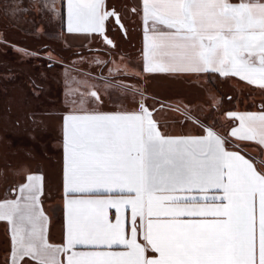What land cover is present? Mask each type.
<instances>
[{"label": "snow or ice", "instance_id": "obj_1", "mask_svg": "<svg viewBox=\"0 0 264 264\" xmlns=\"http://www.w3.org/2000/svg\"><path fill=\"white\" fill-rule=\"evenodd\" d=\"M66 8L68 32L115 47L107 21L124 26L107 0ZM140 13L144 73H216L264 89V0H142ZM83 95L63 118V243L47 236L44 176L29 173L15 199L0 200L8 264H264V160L230 150L212 126L164 134L143 95L137 110L113 112ZM226 116L238 121L229 137L264 149V109Z\"/></svg>", "mask_w": 264, "mask_h": 264}, {"label": "crops", "instance_id": "obj_2", "mask_svg": "<svg viewBox=\"0 0 264 264\" xmlns=\"http://www.w3.org/2000/svg\"><path fill=\"white\" fill-rule=\"evenodd\" d=\"M67 0H64V17L62 37L55 38L56 49L65 50L67 54L75 52L84 54L105 53L110 60H83L80 68L74 67L71 72L63 74L68 80L91 81L93 79L114 78L109 76L106 67L113 58L120 60V56L140 71L129 79L141 90H123L119 93L109 90L112 97L102 95L100 101L91 100L89 109L113 112L120 110H137L141 95L145 104L154 110V118L158 121L160 130L171 136L203 135V128L186 131L185 126H212L229 141L230 150H239L248 158H255V162L264 160V149L255 142H240L230 139L229 128L238 121L224 117L227 112H259L264 109V89L242 81L238 77H221L216 73L199 74H167L143 72L144 25L140 8L142 0H107L109 9L114 8L124 23V33L113 19L107 21V36L114 41L115 47L108 45L100 34L70 33L67 31ZM137 11H132V9ZM130 31L131 38L126 37ZM141 42L140 50L130 49L129 41ZM62 48V49H61ZM93 63L91 71L85 69ZM79 70V71H77ZM85 73L87 76H85ZM56 79V77H54ZM134 85V86H136ZM42 89H38L40 92ZM46 92V90H45ZM115 93V94H114ZM0 200L15 199L18 195L19 184L25 182L29 173L44 176V190L41 196L43 210L48 217L47 236L52 244H62L64 240L65 209L63 195V118L71 110L62 108L59 111L56 104L48 105L41 110V104L36 105L34 90L29 88L16 89L12 94L0 90ZM32 98V100L30 99ZM54 103L55 100L53 101ZM98 104L96 107L95 105ZM10 106V107H8ZM5 108V110H4ZM10 108V110H8ZM188 108L204 114L203 119L191 116ZM30 111L32 116L30 117ZM26 113V115H25ZM191 116V117H190ZM27 117H30V121ZM178 125L180 131L172 130L169 126ZM228 128V129H229ZM28 129L30 135H28ZM16 130L22 138L10 135ZM33 130H37L34 134ZM18 136V135H17ZM27 136V137H26ZM239 144V148L236 145ZM9 224L0 221V264H8L10 255Z\"/></svg>", "mask_w": 264, "mask_h": 264}, {"label": "rangeland", "instance_id": "obj_3", "mask_svg": "<svg viewBox=\"0 0 264 264\" xmlns=\"http://www.w3.org/2000/svg\"><path fill=\"white\" fill-rule=\"evenodd\" d=\"M7 9L9 10V14L12 15L14 20H19V13H17V10L23 9L24 18L20 19V24H23L27 30H34L36 27V32L43 33L41 37H55L59 38L62 37L61 29L63 26V17H64V0H5L4 1ZM20 5V6H19ZM32 5L35 6L37 13L34 14L32 12ZM18 15V16H17ZM44 30V31H43ZM26 33V32H25ZM27 34V33H26ZM62 49V48H61ZM16 50V49H14ZM64 50V49H63ZM63 50H57L54 54L49 53L46 51L48 57H51L55 62L53 63L50 68L48 66H45L41 64L39 66V69L37 72L32 69L33 66L32 62L29 61L30 66L27 65L25 62L24 68H27L26 66L30 67L31 71H26L25 73L19 77L16 78L11 75H6L4 77L5 80L2 82L0 81V90H3V92H10V89H21V87L24 89L29 88L31 90H34V96H37L35 99L36 105L41 104V110H43L48 105L53 106L56 104V108L61 111L62 108H69V109H75L80 106V100L82 98L83 94L90 93L91 91L95 90L99 93L100 97L102 95L110 96L109 90H115L119 93L123 92V90H131L134 91L141 90L139 87H141L139 84L136 85V83L129 78L136 74H141L139 70L134 68V66L128 61L126 57L120 56V60H117V58H113L111 62L106 67L107 75L113 76L117 75L114 78H103V79H93L94 77L91 75L89 79L91 81H76L73 82L68 80L63 74L66 72H71L74 67L80 68V65L83 60H99L100 62L107 63L110 60V57L108 58L105 53H90V54H84L80 53V50H78V53L75 52L74 54L70 55L69 57L71 60L67 59L62 56ZM8 59H6L7 62H19V59L14 57L13 60L10 59V54L7 55ZM26 58H28V55H26ZM27 60V59H25ZM66 61V64H61L59 62ZM67 64L69 66H67ZM93 63H89L88 66H85V69L88 71H91ZM79 71V70H77ZM28 74H41L40 78L32 79ZM85 74V73H83ZM85 76H87L85 74ZM18 77V76H17ZM56 77V79H54ZM123 85V86H122ZM136 85V86H134ZM38 89H42L40 92ZM46 90V92H45ZM110 93V94H109ZM115 94V93H114ZM112 95V94H111ZM115 95H112V97ZM6 96H3L0 98V102H4L6 100ZM83 98L85 99V107L90 105L91 100H95V98H91L87 95H83ZM32 100V98H30ZM55 100L56 103L53 101ZM96 101V100H95ZM98 104L95 105V107ZM10 107V106H8ZM5 110V108H4ZM10 110V108H8ZM32 111H30L29 116H32ZM233 112V111H230ZM236 112V111H235ZM191 116L197 118V119H203L204 114L200 113L194 108V110H191L188 108V112ZM228 113V112H227ZM26 115V113H25ZM190 116V117H191ZM30 117H27L28 120ZM225 119L227 120L226 114H224ZM30 121V120H29ZM197 126H185V130L187 131L189 128L191 131L195 129H200L202 127ZM170 129L180 131L182 128L178 125L169 126ZM229 125L227 126V133L230 132L231 128H229ZM27 131L28 135H30L29 131H32V129L25 130ZM34 134L37 133V130H33ZM11 136L14 134V136L22 138V134H18L16 130H13L10 132ZM18 135V136H17ZM27 137V136H26ZM232 139V137H230Z\"/></svg>", "mask_w": 264, "mask_h": 264}, {"label": "flooded vegetation", "instance_id": "obj_4", "mask_svg": "<svg viewBox=\"0 0 264 264\" xmlns=\"http://www.w3.org/2000/svg\"><path fill=\"white\" fill-rule=\"evenodd\" d=\"M4 1L5 0H0V81L3 82L6 78L4 76L6 75H11L19 78L25 73V70L31 71L33 69L37 72L41 64L50 68L55 60H53L51 57H48L45 52H53L54 54L57 51L54 39L52 37L46 38V36L41 37L43 33L36 32V27L34 28V30H27L23 24H20V19L24 18L23 9L17 10V13H19V20H14L12 15L9 14V10L7 9ZM32 12L34 14L37 13L34 5H32ZM126 37H128V39L132 37L130 31H127ZM129 42L131 46L130 49L136 48L135 50H140L141 42L137 40ZM61 53L66 61L67 59L71 60V58L69 57L70 54L65 53V50H63ZM9 54L11 60L16 57L19 59V62L17 63V61H15L13 63H6V59H8L7 55ZM26 55H28V58H26ZM24 61H28L26 64L29 66V61L32 62L31 66L33 67L31 70L28 66H26L27 68H24ZM66 61H61L59 63L65 65ZM67 66L69 65L67 64ZM26 74L34 80L35 78H40L38 76L41 75H33L28 73ZM16 89L17 88L12 90L10 89V92L12 94H15Z\"/></svg>", "mask_w": 264, "mask_h": 264}, {"label": "water", "instance_id": "obj_5", "mask_svg": "<svg viewBox=\"0 0 264 264\" xmlns=\"http://www.w3.org/2000/svg\"><path fill=\"white\" fill-rule=\"evenodd\" d=\"M120 14V13H119ZM121 18V17H120ZM121 22H122V24H123V26H124V23H123V21H122V19H121ZM119 27V26H118ZM121 29V28H120ZM124 33H126V28H125V26H124V28L123 29H121Z\"/></svg>", "mask_w": 264, "mask_h": 264}]
</instances>
